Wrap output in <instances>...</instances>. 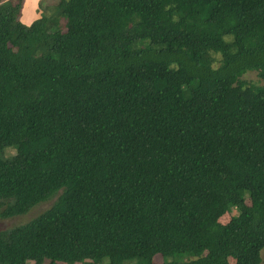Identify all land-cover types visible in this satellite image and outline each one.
Instances as JSON below:
<instances>
[{
  "label": "trees",
  "instance_id": "16d2710c",
  "mask_svg": "<svg viewBox=\"0 0 264 264\" xmlns=\"http://www.w3.org/2000/svg\"><path fill=\"white\" fill-rule=\"evenodd\" d=\"M22 4L0 0V217L56 198L0 264H259L264 0Z\"/></svg>",
  "mask_w": 264,
  "mask_h": 264
},
{
  "label": "rangeland",
  "instance_id": "374dc122",
  "mask_svg": "<svg viewBox=\"0 0 264 264\" xmlns=\"http://www.w3.org/2000/svg\"><path fill=\"white\" fill-rule=\"evenodd\" d=\"M37 1L38 0H23L21 14H20V19L23 22L29 24L32 20L39 17L41 13L45 11V9L48 10L51 5V2H56L58 0H39L41 4L40 3L38 4ZM243 77L253 82L264 81L258 77L257 70L254 69L247 70L243 74ZM55 198L56 196L48 199L47 201L36 204L26 213L13 215L9 217H0V230L28 222L29 220L32 219V217L36 216L37 214L48 208L54 202ZM228 217H229L228 213L223 214L221 220L225 222L226 220H228ZM260 256H261V260L259 264H264V247H262L260 250ZM154 260L156 263H161L162 257L160 255H156L154 257Z\"/></svg>",
  "mask_w": 264,
  "mask_h": 264
},
{
  "label": "crops",
  "instance_id": "0c3cea01",
  "mask_svg": "<svg viewBox=\"0 0 264 264\" xmlns=\"http://www.w3.org/2000/svg\"><path fill=\"white\" fill-rule=\"evenodd\" d=\"M37 3L39 4V3H40V1L38 0V1H37ZM40 4H41V3H40ZM51 4H52V2H51ZM23 6H24V5H23ZM37 7H38V5H37ZM24 23H25V22H24Z\"/></svg>",
  "mask_w": 264,
  "mask_h": 264
}]
</instances>
